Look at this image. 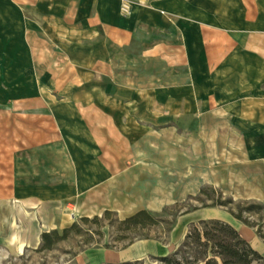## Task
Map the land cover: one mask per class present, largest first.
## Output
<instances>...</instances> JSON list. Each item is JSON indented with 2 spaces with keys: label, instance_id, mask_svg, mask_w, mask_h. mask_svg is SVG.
Wrapping results in <instances>:
<instances>
[{
  "label": "rangeland",
  "instance_id": "1",
  "mask_svg": "<svg viewBox=\"0 0 264 264\" xmlns=\"http://www.w3.org/2000/svg\"><path fill=\"white\" fill-rule=\"evenodd\" d=\"M127 1L131 6L140 0ZM21 2L0 0V264H161L155 256L173 251L190 222L210 217L230 222L264 255V240L254 229L225 209L208 206L210 201L200 192L204 189L210 193L212 187L224 198L264 204V86L231 98L216 100L211 95L210 100L200 101L199 85H183L179 79L168 83L161 62L153 66L159 75L156 85L142 86L144 97L153 86L158 99L145 98L127 105L143 109L137 122L126 129L120 126L123 118L110 120L96 113L99 148L90 155L106 161L113 174L105 199L83 208H75V203L69 201L56 207L43 204L39 212L13 213L15 164L25 160L31 164L32 149L25 147L39 142L55 126L39 95L52 91L45 76L55 73V69L41 67L45 58L41 42L30 31L28 10ZM139 67L143 70L139 72H147L152 66L145 63ZM120 105L117 102L104 106L119 109ZM97 107L100 106L92 109L98 112ZM103 128L106 133L100 132ZM68 151V156L78 160L87 156L81 148ZM54 152L43 154V159H53ZM34 168L36 172L40 170L37 165ZM173 205L179 216L164 243L141 239L123 249L105 248L94 243L96 236L93 241L86 240L87 226L79 220L81 216L100 215L105 209L116 212L113 221L140 209L159 212ZM186 210L190 212L181 215ZM260 214L264 216V209ZM73 222L80 224V233L70 231L51 249L40 248L42 232L55 229L61 234ZM110 225L107 220L97 227L103 233L102 243L111 242L116 235ZM19 240L28 243L21 242L23 247L19 249Z\"/></svg>",
  "mask_w": 264,
  "mask_h": 264
},
{
  "label": "crops",
  "instance_id": "2",
  "mask_svg": "<svg viewBox=\"0 0 264 264\" xmlns=\"http://www.w3.org/2000/svg\"><path fill=\"white\" fill-rule=\"evenodd\" d=\"M122 1L21 2L30 31L41 42V67L55 69L45 76L52 91L39 94L55 126L25 147L32 149L31 164H15L13 213L39 212L43 204L56 207L69 201L83 208L105 199L113 174L105 160L90 155L99 148L96 113L123 118L120 126L126 129L137 122L143 109L127 105L158 99L153 86L147 97L142 88L156 85L155 62H161L168 83L179 79L183 85H199L200 101L264 86V0H140L128 14L120 11ZM145 63L152 67L141 72ZM117 102L119 109L104 106ZM97 104L98 112L92 109ZM75 147L87 151L86 158L68 156L65 151ZM50 150L53 159L44 160Z\"/></svg>",
  "mask_w": 264,
  "mask_h": 264
},
{
  "label": "trees",
  "instance_id": "3",
  "mask_svg": "<svg viewBox=\"0 0 264 264\" xmlns=\"http://www.w3.org/2000/svg\"><path fill=\"white\" fill-rule=\"evenodd\" d=\"M209 191L210 193H206L204 189L200 190L201 195H205L210 201L208 206L225 209L234 219L254 229V233L264 240V222H261L264 216L260 214L264 204L255 201H235L231 197L224 198L221 191L212 187H209ZM188 212L190 210H186L181 215ZM114 216L116 212L109 209H105L100 215L81 216L80 222L88 229L86 240L93 241V236H96L98 238L94 243L117 250L141 239H155L164 243L179 214L176 205H173L164 206L159 212L140 209L124 218H116L112 221ZM252 216L256 218H251ZM107 220L111 222L110 227L114 229L116 235L111 238V242L102 243L103 233L97 227H101ZM152 229H155V234L151 236ZM70 231H74L75 234L80 233V224L73 222L69 227L63 228L61 234L55 229L42 232L40 248L51 249L56 242L65 239ZM155 258L161 264H264V255L256 250L230 222L217 217L190 222L178 246L173 251Z\"/></svg>",
  "mask_w": 264,
  "mask_h": 264
},
{
  "label": "built area",
  "instance_id": "4",
  "mask_svg": "<svg viewBox=\"0 0 264 264\" xmlns=\"http://www.w3.org/2000/svg\"><path fill=\"white\" fill-rule=\"evenodd\" d=\"M130 9H131V6L130 4L128 3L127 0H123L121 2V5H120V11L123 13V14H128L130 12Z\"/></svg>",
  "mask_w": 264,
  "mask_h": 264
},
{
  "label": "bare ground",
  "instance_id": "5",
  "mask_svg": "<svg viewBox=\"0 0 264 264\" xmlns=\"http://www.w3.org/2000/svg\"><path fill=\"white\" fill-rule=\"evenodd\" d=\"M2 219H3V218H2ZM22 247H23V244L21 243V244L19 245V249H22ZM142 256H144V255H142ZM142 256H140L141 259L143 258Z\"/></svg>",
  "mask_w": 264,
  "mask_h": 264
},
{
  "label": "water",
  "instance_id": "6",
  "mask_svg": "<svg viewBox=\"0 0 264 264\" xmlns=\"http://www.w3.org/2000/svg\"><path fill=\"white\" fill-rule=\"evenodd\" d=\"M201 219H203V218H201ZM239 231V230H238ZM240 233V232H239ZM241 234V233H240ZM242 235V234H241ZM243 236V235H242ZM244 237V236H243Z\"/></svg>",
  "mask_w": 264,
  "mask_h": 264
}]
</instances>
